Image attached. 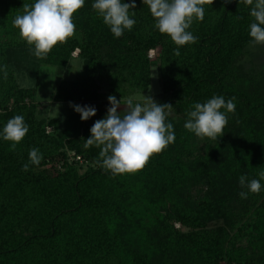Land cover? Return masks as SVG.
<instances>
[{
	"label": "trees",
	"instance_id": "1",
	"mask_svg": "<svg viewBox=\"0 0 264 264\" xmlns=\"http://www.w3.org/2000/svg\"><path fill=\"white\" fill-rule=\"evenodd\" d=\"M94 2L85 0L74 15L75 35L41 59L13 24L23 4L35 0H0V264H264V84L250 90V79L237 64L253 42L255 0L253 5L208 0L203 20L194 19L188 29L197 42L185 46L154 27L142 0L130 10L136 13L131 31L116 38ZM158 46L163 89L173 95L162 104L194 110L195 103L223 96L235 97L236 108L221 109L228 117L224 135L205 149L185 129L188 118L167 116L175 142L135 173L113 175L101 166V149L85 145L95 121L107 116L104 110L90 123L80 120L81 135L63 137L67 119L40 115L36 88L17 78L26 71L37 81L42 65L61 69L79 49L86 79L60 81L53 100L102 97L99 81L115 64L131 88L146 89L148 51ZM118 77L111 79L113 92ZM16 115L24 117L29 131L13 151L2 133ZM66 145L75 150L73 163L65 159L63 171L47 175L42 166ZM32 148L42 154L38 166L29 164ZM83 159L88 167L79 164ZM25 164L28 171L22 170ZM242 175L260 180L261 191L241 188Z\"/></svg>",
	"mask_w": 264,
	"mask_h": 264
},
{
	"label": "clouds",
	"instance_id": "2",
	"mask_svg": "<svg viewBox=\"0 0 264 264\" xmlns=\"http://www.w3.org/2000/svg\"><path fill=\"white\" fill-rule=\"evenodd\" d=\"M150 9L154 18V27L162 34L170 37L177 46H185L197 42L188 29L193 20H203L205 3L208 0H142ZM231 2V0H225ZM247 5H253V0H241ZM85 0H35L32 5L23 4V14L17 15L13 21L19 30L21 39L34 46L37 58H46L57 44L66 43L75 35L76 25L74 15L84 7ZM92 8L102 17L111 33L120 38L125 30L131 31L136 21L135 0L125 3L123 0H95ZM250 15L255 22L250 25V37L255 44H264V0H255ZM179 56V47L174 50ZM7 78V65L3 68ZM142 102H134L135 97L117 100L114 95L108 97L111 107L104 119L97 120L90 129L91 136L85 145H95L101 150L99 157L101 166L110 170L113 175L135 173L142 170L154 154H159L175 142L173 124L166 123L167 116L173 107L170 104H158L152 97L143 95ZM235 97L227 101L223 96H213L205 103H195L194 110L187 113L185 129L198 138L216 140L224 135L228 124L227 113H234ZM118 109H122L118 111ZM74 110L80 114L83 121L96 115L94 107L79 105ZM167 110V111H166ZM29 128L22 115L9 119L3 128V139L11 142L10 150L24 139ZM39 149L29 150V164L39 165L42 160ZM29 164L23 166L28 171ZM264 179V172L260 173ZM241 188L247 187L252 193L261 191L258 179L247 181L246 176H240ZM246 199L248 193H239Z\"/></svg>",
	"mask_w": 264,
	"mask_h": 264
},
{
	"label": "rangeland",
	"instance_id": "3",
	"mask_svg": "<svg viewBox=\"0 0 264 264\" xmlns=\"http://www.w3.org/2000/svg\"><path fill=\"white\" fill-rule=\"evenodd\" d=\"M160 46L150 48L148 51V57L150 59V82L146 89L139 90L134 86L133 88L131 84L121 79L118 73H116V64L112 65L110 69V75H105V79L99 81L100 90L103 94L100 98H88L86 100H79V101H51L47 102L49 99V95L53 90H56L59 81L68 80V81H77L78 83L82 82L86 79V73L83 70L84 61L79 55H75L73 52L71 58L69 59L68 63L65 67L59 69L58 67L52 65H42L41 72L39 75L38 80L36 81L33 77L27 73L26 71L17 73L18 81L21 85L25 87H35L36 94H37V101H41L42 105L39 103V114L44 116H52V117H59L61 120L67 119L62 125L61 128H69L68 131L65 133L63 137H73L79 136L82 133V128L84 124L82 123L83 120L79 113L74 110V106L79 105L94 107L96 109V118L100 117V111L104 110L107 113V110L111 105L109 104L108 97L110 95H114L117 100L128 97H135L136 99L134 102H142L143 95L150 96L153 100L158 103L162 104L164 101L173 98L172 92H166L163 89L162 85V72L160 67V59H159V52ZM79 49H76V51ZM237 64L241 66L242 72L246 74L248 77L249 83L247 84L250 87V90L257 91L256 85L259 83L264 84V44H255L251 42L246 48L243 54L239 57ZM117 76L119 79L117 80V85L119 89L113 92L112 85V77ZM116 81V80H115ZM130 82V81H128ZM116 86V85H115ZM99 87V88H100ZM173 107L171 113L168 116H172L178 120L188 118L187 113L190 112V108H181L180 106L171 105ZM122 109H118L121 111ZM167 111V110H166ZM75 117V118H74ZM90 119V118H89ZM86 120L87 122L93 120ZM94 119V118H93ZM80 120L82 122H80ZM84 121V122H86ZM48 128V126H47ZM51 128H55L52 126ZM48 131V129H47ZM50 133L54 132V129L48 131ZM200 148H206L207 145H212V141L209 138H198ZM199 150V149H198ZM201 151V150H200ZM75 156V150L71 149L68 145L62 148L59 153L52 156L42 168L46 169V174L49 176H55L59 172L63 171V163L65 159L69 162L73 163ZM82 166H89L88 161L84 160L80 162ZM198 187L197 189H199ZM176 227L185 230L180 223H176Z\"/></svg>",
	"mask_w": 264,
	"mask_h": 264
},
{
	"label": "crops",
	"instance_id": "4",
	"mask_svg": "<svg viewBox=\"0 0 264 264\" xmlns=\"http://www.w3.org/2000/svg\"><path fill=\"white\" fill-rule=\"evenodd\" d=\"M59 82H60V81H59ZM57 86H58V85H57ZM55 89H56V88H55ZM36 92H37V91H36ZM54 92H55V90H53V91L51 92V94L49 95V97H48L49 99H47V102H48V103L51 102V101H57V100H53V99H52V96H53ZM36 98H37V94H36ZM37 99H38V98H37ZM38 101H39V100H38ZM39 103H40V105H42V102H41V101H39ZM83 107H84V106H83ZM39 109H40V108H39ZM93 118H94V119H93ZM95 119H97L96 116H93V117H91L89 120H95ZM90 122H91V121H89V122H87V121L84 122V121H83L84 124H87V123H90Z\"/></svg>",
	"mask_w": 264,
	"mask_h": 264
},
{
	"label": "built area",
	"instance_id": "5",
	"mask_svg": "<svg viewBox=\"0 0 264 264\" xmlns=\"http://www.w3.org/2000/svg\"><path fill=\"white\" fill-rule=\"evenodd\" d=\"M75 52H76V53H74V54L76 55V54L78 53V50H77V51H75ZM47 129H48V131H51V129H52V128H51V126H48V128H47ZM76 159H78V160H82V157H81V156H79V155H77V156H76Z\"/></svg>",
	"mask_w": 264,
	"mask_h": 264
}]
</instances>
